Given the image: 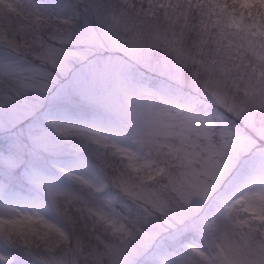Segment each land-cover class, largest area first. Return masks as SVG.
I'll list each match as a JSON object with an SVG mask.
<instances>
[{
  "label": "rangeland",
  "instance_id": "obj_1",
  "mask_svg": "<svg viewBox=\"0 0 264 264\" xmlns=\"http://www.w3.org/2000/svg\"><path fill=\"white\" fill-rule=\"evenodd\" d=\"M225 176L264 193V0H0L4 217L49 184L83 197L67 240L5 231L0 264H264L259 213L215 203Z\"/></svg>",
  "mask_w": 264,
  "mask_h": 264
},
{
  "label": "clouds",
  "instance_id": "obj_2",
  "mask_svg": "<svg viewBox=\"0 0 264 264\" xmlns=\"http://www.w3.org/2000/svg\"><path fill=\"white\" fill-rule=\"evenodd\" d=\"M76 26L73 25V30H75ZM69 117L72 115L68 113ZM137 135V129L132 127L130 129V139ZM133 146L138 150H143L145 145L142 144L139 140H135L133 142ZM242 165L239 164V160H237V165L234 166L231 172L228 174L232 177L235 176L241 169ZM114 173L111 174L108 179L109 188L112 189L118 196H124V192L120 189L116 188L113 177ZM225 180L227 181L223 185V189L227 191L230 196L229 200L223 199L222 195H217L215 198V203L221 212L224 211L225 204H232L236 209H240L243 207V203H237V201H243L246 195L254 190L256 186L255 181H249L247 185L244 187L237 189L235 185L232 184V180L228 179L225 176ZM156 183H163L161 179L158 182H154V186ZM264 187V184L260 185ZM22 206L17 205V209H20ZM68 203L65 197H56L53 199L48 192L42 193L40 199L37 201L36 205L33 207H24L22 211H18V215H31L33 217L32 222L29 224L28 222H24L23 227L27 230L28 228H34L36 232L34 234H29L28 237L19 236L20 241L25 242L26 239H30L29 245H34L36 249H43L49 239L55 235L54 233L48 237V239H42L41 236L48 232L49 230L45 227V223H55L57 226L61 227L66 233L71 229V224H69L66 220V214L70 215L67 211ZM218 219H222V217H218ZM252 237L253 243L255 241H264V223H253L252 226ZM205 252H208L205 243L200 245ZM208 255L211 256V253L208 252ZM33 264H36L33 261ZM205 264H212L211 261H206Z\"/></svg>",
  "mask_w": 264,
  "mask_h": 264
},
{
  "label": "snow or ice",
  "instance_id": "obj_3",
  "mask_svg": "<svg viewBox=\"0 0 264 264\" xmlns=\"http://www.w3.org/2000/svg\"><path fill=\"white\" fill-rule=\"evenodd\" d=\"M59 129V126H57ZM62 130V129H60ZM92 143L100 144L101 141L96 139L95 137L89 138ZM248 141L247 137H238L234 138L233 145L239 146L242 149H246V142ZM100 158L103 160V154H100ZM131 167H135L132 165ZM71 179L79 180L87 189L92 190L94 192L101 191V185L99 183L93 182L92 180L86 179L82 176H71ZM121 183L125 186L126 190L130 187L128 181L122 180ZM143 191V189H142ZM47 192L50 196L55 199L56 197H65L68 204H72L75 201L82 200L83 197L79 195L77 192L69 191L65 188L57 187L55 185L49 184L47 185ZM259 200L262 202L261 206H257L254 201ZM246 203L248 207L245 211L248 210H255L259 213L260 219L264 220V193H257L245 198L243 201H237V203ZM78 211L80 209H77ZM9 217H4V206L0 205V235H3L5 231L9 233V235H19L21 237H28L29 234H34L36 230L34 228H28L27 230L23 227L24 222H28L29 224L32 222L33 217L31 215H22L19 218L16 216L15 209H8ZM88 211L90 213L93 212V209L89 208ZM230 212V209H229ZM94 214L99 218L101 222L107 223L115 227L116 222L115 220L109 219L108 215L104 212H94ZM66 220L69 224L74 222V218L71 215L66 214ZM239 223L243 224L244 221H240ZM45 227L49 230L48 232L44 233L41 238L48 239L53 233L59 237L60 239L67 240L68 236L67 233L55 223H45ZM122 227V226H121ZM25 243H30V239H26Z\"/></svg>",
  "mask_w": 264,
  "mask_h": 264
}]
</instances>
